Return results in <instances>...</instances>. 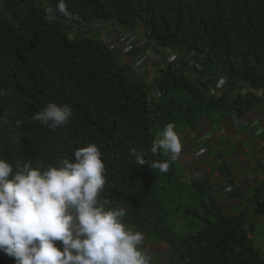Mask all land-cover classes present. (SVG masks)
Listing matches in <instances>:
<instances>
[{"label": "trees", "instance_id": "1", "mask_svg": "<svg viewBox=\"0 0 264 264\" xmlns=\"http://www.w3.org/2000/svg\"><path fill=\"white\" fill-rule=\"evenodd\" d=\"M57 2L0 0V157L46 167L95 143L106 168L99 199L123 208L128 227L164 240L188 264H264L245 216L226 215L207 181L186 176L162 150L150 158L169 160L167 173L132 154L149 150L168 123L179 131L264 106V0H65L84 21L143 23L159 46L195 54L227 78L215 93L210 77L176 58L158 68L154 96L99 31L70 38L60 15L49 20L45 3ZM48 103L72 108L63 127L31 121ZM0 264L15 260L0 252Z\"/></svg>", "mask_w": 264, "mask_h": 264}, {"label": "clouds", "instance_id": "2", "mask_svg": "<svg viewBox=\"0 0 264 264\" xmlns=\"http://www.w3.org/2000/svg\"><path fill=\"white\" fill-rule=\"evenodd\" d=\"M46 12L49 20L56 13L65 22L72 19L65 0H58L55 9L49 7ZM220 76L225 78L218 87L222 89L227 78ZM72 116L68 104L48 103L31 121L55 129ZM159 150L172 161L180 156L181 138L173 123L165 125L149 150L133 149L132 154L138 166L147 164L167 173L169 160L150 158ZM105 171L102 152L95 143L77 148L72 159L46 167L34 166L33 161L21 167L0 157V252L14 258L15 264H152L143 248L144 233L124 223L125 210L101 203Z\"/></svg>", "mask_w": 264, "mask_h": 264}, {"label": "crops", "instance_id": "3", "mask_svg": "<svg viewBox=\"0 0 264 264\" xmlns=\"http://www.w3.org/2000/svg\"><path fill=\"white\" fill-rule=\"evenodd\" d=\"M99 30L120 60L130 63L155 86L158 68L173 52L152 43L143 23L126 30L132 35L127 52H123L125 44L116 39L124 30L118 31L115 26L111 32ZM210 89L215 93L221 90L213 85ZM177 132L182 151L176 161L184 174L207 181L226 215L245 216L247 234L264 258V106L254 104L239 114L202 117ZM142 233L143 248L150 254L152 264H188L164 240Z\"/></svg>", "mask_w": 264, "mask_h": 264}, {"label": "rangeland", "instance_id": "4", "mask_svg": "<svg viewBox=\"0 0 264 264\" xmlns=\"http://www.w3.org/2000/svg\"><path fill=\"white\" fill-rule=\"evenodd\" d=\"M46 8L51 7L50 5H48L47 3H45ZM71 13V12H70ZM58 16L59 14L56 13ZM72 14V19L68 22H65L64 18L58 17L60 19L61 24L63 25L67 35L70 38H76L78 36H80V34H87L90 35L93 32H100L99 29H107V32H111V28L115 26V29L118 31L121 30H130V29H125L124 27H122L121 24H119L118 22L112 21V20H103V19H98V20H93V21H84L82 18H80L77 14L71 13ZM148 32V31H147ZM148 38L152 39V43H155V40L149 36L148 34ZM164 48V47H163ZM164 51L166 52H173L176 55H178L179 60L181 61H188L189 62V70L192 73V75H198L200 76V78L204 79V78H208L210 77V79H208L209 83L212 84L213 80L217 77L218 73L216 72L215 68H213L212 66H202L198 63L197 58L195 57V54L192 53H184L182 51H178L173 50L169 47H165ZM191 68V69H190ZM198 70V71H195ZM202 75H201V74ZM150 93L151 95H153L154 93V85L152 83H150ZM155 238V237H153ZM158 239V238H155Z\"/></svg>", "mask_w": 264, "mask_h": 264}, {"label": "built area", "instance_id": "5", "mask_svg": "<svg viewBox=\"0 0 264 264\" xmlns=\"http://www.w3.org/2000/svg\"><path fill=\"white\" fill-rule=\"evenodd\" d=\"M117 37L119 41H122L125 44V48H124L125 51L131 48L132 35L129 31L121 32L117 35ZM170 58L174 59L175 55H172ZM224 80L225 78L223 76L216 77L212 82L213 87H217V88L221 87L222 84L224 83Z\"/></svg>", "mask_w": 264, "mask_h": 264}]
</instances>
